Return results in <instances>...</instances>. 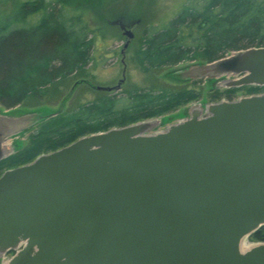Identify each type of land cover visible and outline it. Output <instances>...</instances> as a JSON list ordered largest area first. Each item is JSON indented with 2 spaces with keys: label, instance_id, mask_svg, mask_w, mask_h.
Here are the masks:
<instances>
[{
  "label": "water",
  "instance_id": "water-1",
  "mask_svg": "<svg viewBox=\"0 0 264 264\" xmlns=\"http://www.w3.org/2000/svg\"><path fill=\"white\" fill-rule=\"evenodd\" d=\"M127 41L134 37L114 22ZM225 88L264 86V46L208 63ZM98 86L99 90H119ZM34 115V116H33ZM41 118L0 115L4 142ZM34 120V121H33ZM80 137L0 176L2 264H264V93Z\"/></svg>",
  "mask_w": 264,
  "mask_h": 264
},
{
  "label": "trees",
  "instance_id": "trees-1",
  "mask_svg": "<svg viewBox=\"0 0 264 264\" xmlns=\"http://www.w3.org/2000/svg\"><path fill=\"white\" fill-rule=\"evenodd\" d=\"M72 4L74 0H0V105L12 109L41 97L44 89L84 69L94 58L89 38L93 29L87 19L91 6ZM138 42V63L149 69L177 65L197 54L210 63L264 46V0H189L167 26L145 28ZM241 90L258 94L264 86L215 89L211 99L233 100ZM199 96L188 88H135L43 114L27 143L0 161V176L86 135L151 118L161 117L162 124ZM249 238L264 242V226Z\"/></svg>",
  "mask_w": 264,
  "mask_h": 264
},
{
  "label": "rangeland",
  "instance_id": "rangeland-1",
  "mask_svg": "<svg viewBox=\"0 0 264 264\" xmlns=\"http://www.w3.org/2000/svg\"><path fill=\"white\" fill-rule=\"evenodd\" d=\"M74 1L73 6H85L84 4L91 6V13L89 14L88 11L86 13H88L87 19L93 29L89 38H92L91 54L94 58L84 69L65 79L58 80L44 89L41 97L29 98L12 109L0 105V115L22 116L33 114L31 112H38L37 115L41 116L32 126L12 135L4 142L5 146H13L14 151L20 145L24 146L27 143L29 135L37 130L38 122L44 116L43 114L76 108L79 104L94 101L104 93L126 94L135 88H151L156 91L167 92L181 88L196 90L200 96L176 110L173 115L168 116L169 121L161 124V117L147 119L160 122L153 131H163L169 125L188 118L189 111L193 108L215 103L216 101L211 99L215 89L224 91L225 87L219 84L227 78H233V76L225 74L212 76L211 73L217 69L212 71L207 68L208 63L201 54H197L192 60H186L177 65L154 69L143 67L138 63L135 49L139 45L138 40L141 38L144 29L150 25L158 26V28L167 26L189 3V0ZM118 19L123 20L126 24H135L133 27L134 37L130 40V44L124 53L122 51L127 37L122 34L121 27L114 23ZM123 78L124 81L119 90L103 91L97 88L98 86H115ZM241 96L248 95L241 90L237 92L233 100ZM222 100L227 99L223 98ZM256 243L247 237L243 242V247L245 249Z\"/></svg>",
  "mask_w": 264,
  "mask_h": 264
},
{
  "label": "flooded vegetation",
  "instance_id": "flooded-vegetation-1",
  "mask_svg": "<svg viewBox=\"0 0 264 264\" xmlns=\"http://www.w3.org/2000/svg\"><path fill=\"white\" fill-rule=\"evenodd\" d=\"M118 20H121V19H118ZM117 20V21H118ZM122 22H123V20H122ZM124 23V22H123ZM124 24H126V23H124ZM126 25H128V26H130V28H131V30H132V32H133V27L135 26V24L134 23H132V24H126ZM122 30V34L124 35V33L126 32V30L125 29H121ZM190 112V111H189Z\"/></svg>",
  "mask_w": 264,
  "mask_h": 264
},
{
  "label": "built area",
  "instance_id": "built-area-1",
  "mask_svg": "<svg viewBox=\"0 0 264 264\" xmlns=\"http://www.w3.org/2000/svg\"><path fill=\"white\" fill-rule=\"evenodd\" d=\"M21 246V245H20ZM9 255H5L4 257H3V259H2V261H4V260H9Z\"/></svg>",
  "mask_w": 264,
  "mask_h": 264
}]
</instances>
